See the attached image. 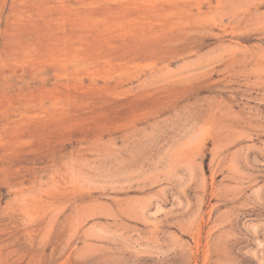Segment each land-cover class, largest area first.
Returning a JSON list of instances; mask_svg holds the SVG:
<instances>
[{"label":"rangeland","instance_id":"1","mask_svg":"<svg viewBox=\"0 0 264 264\" xmlns=\"http://www.w3.org/2000/svg\"><path fill=\"white\" fill-rule=\"evenodd\" d=\"M0 264H264V0H0Z\"/></svg>","mask_w":264,"mask_h":264}]
</instances>
